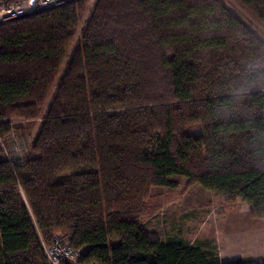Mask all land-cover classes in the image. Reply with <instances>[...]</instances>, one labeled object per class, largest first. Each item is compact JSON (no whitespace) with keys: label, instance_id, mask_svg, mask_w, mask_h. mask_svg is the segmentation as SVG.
<instances>
[{"label":"trees","instance_id":"obj_1","mask_svg":"<svg viewBox=\"0 0 264 264\" xmlns=\"http://www.w3.org/2000/svg\"><path fill=\"white\" fill-rule=\"evenodd\" d=\"M239 1L264 24V0ZM40 116L31 155L0 158V264H48L56 233L84 263L244 264L141 221L176 175L264 217V42L221 0H74L0 22V135Z\"/></svg>","mask_w":264,"mask_h":264},{"label":"rangeland","instance_id":"obj_2","mask_svg":"<svg viewBox=\"0 0 264 264\" xmlns=\"http://www.w3.org/2000/svg\"><path fill=\"white\" fill-rule=\"evenodd\" d=\"M221 1L264 42V24L249 9L239 0ZM41 118L5 120L10 130L0 135V158L20 161L30 156L31 140ZM171 178L176 182L174 187L154 186L149 192L141 217L147 229L158 233L165 242L201 245L205 250L217 251L218 247L230 244L248 254L246 263L264 262V217L254 215L248 204L238 199L227 200L185 176Z\"/></svg>","mask_w":264,"mask_h":264},{"label":"built area","instance_id":"obj_3","mask_svg":"<svg viewBox=\"0 0 264 264\" xmlns=\"http://www.w3.org/2000/svg\"><path fill=\"white\" fill-rule=\"evenodd\" d=\"M74 0H0V22L9 21L24 15L43 11ZM48 264H96L81 261L82 251L68 244L66 238L59 233L53 235L51 243L42 244Z\"/></svg>","mask_w":264,"mask_h":264},{"label":"crops","instance_id":"obj_4","mask_svg":"<svg viewBox=\"0 0 264 264\" xmlns=\"http://www.w3.org/2000/svg\"><path fill=\"white\" fill-rule=\"evenodd\" d=\"M232 243H234V241ZM217 253L220 261L223 263L239 259L242 260L244 264H248L244 260L248 254L244 253L239 248L231 247L230 244H224V248L218 247Z\"/></svg>","mask_w":264,"mask_h":264},{"label":"clouds","instance_id":"obj_5","mask_svg":"<svg viewBox=\"0 0 264 264\" xmlns=\"http://www.w3.org/2000/svg\"><path fill=\"white\" fill-rule=\"evenodd\" d=\"M254 63L255 62L253 61V62H249L247 64V66H246V73H253V72H255L257 70L255 67H253V64ZM253 83H254V81H251L250 79H248V80L242 81L240 84L236 85V87L238 89H240L242 87H245V86L250 87V86H252Z\"/></svg>","mask_w":264,"mask_h":264}]
</instances>
